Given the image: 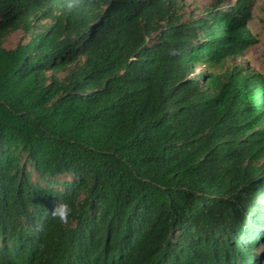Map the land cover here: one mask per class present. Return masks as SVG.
Listing matches in <instances>:
<instances>
[{
	"label": "trees",
	"instance_id": "obj_1",
	"mask_svg": "<svg viewBox=\"0 0 264 264\" xmlns=\"http://www.w3.org/2000/svg\"><path fill=\"white\" fill-rule=\"evenodd\" d=\"M180 2L0 0V264L264 259L251 1Z\"/></svg>",
	"mask_w": 264,
	"mask_h": 264
},
{
	"label": "rangeland",
	"instance_id": "obj_2",
	"mask_svg": "<svg viewBox=\"0 0 264 264\" xmlns=\"http://www.w3.org/2000/svg\"><path fill=\"white\" fill-rule=\"evenodd\" d=\"M237 0H181L180 6L184 18L187 15L199 16L204 9L213 5L218 7L232 5ZM250 19L247 28L253 37L254 42L249 45L245 51V57L237 64H246V67L255 73H258L264 79V0H249ZM29 37L21 31L14 32L2 40V46L5 49H13L19 43H25ZM203 70V69H201ZM261 248L260 251H262ZM259 251V252H260ZM258 253V251H256ZM258 264H264L262 259Z\"/></svg>",
	"mask_w": 264,
	"mask_h": 264
},
{
	"label": "clouds",
	"instance_id": "obj_3",
	"mask_svg": "<svg viewBox=\"0 0 264 264\" xmlns=\"http://www.w3.org/2000/svg\"><path fill=\"white\" fill-rule=\"evenodd\" d=\"M72 212V208L67 202L56 201L53 210L50 212L53 218L58 219L62 224L68 223L69 215Z\"/></svg>",
	"mask_w": 264,
	"mask_h": 264
}]
</instances>
